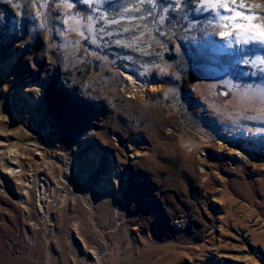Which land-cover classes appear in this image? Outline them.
<instances>
[{
  "label": "rangeland",
  "instance_id": "obj_1",
  "mask_svg": "<svg viewBox=\"0 0 264 264\" xmlns=\"http://www.w3.org/2000/svg\"><path fill=\"white\" fill-rule=\"evenodd\" d=\"M44 2L0 0V264H264V47L228 55L196 0Z\"/></svg>",
  "mask_w": 264,
  "mask_h": 264
},
{
  "label": "snow or ice",
  "instance_id": "obj_2",
  "mask_svg": "<svg viewBox=\"0 0 264 264\" xmlns=\"http://www.w3.org/2000/svg\"><path fill=\"white\" fill-rule=\"evenodd\" d=\"M61 2L71 10L74 7V0H61ZM101 0H84L85 4L92 5L93 3L99 4ZM162 0H127L123 7L121 20L127 19L129 21L146 19L145 15H132L133 13H141L144 11L143 6H151V10L147 12V16H152L153 11L158 7ZM198 7L197 12L203 11L211 13L215 18L214 26L219 31V36L226 42L227 47L233 44L239 45L235 52L228 53L230 56L244 57L251 54V48L264 47V2H255V0H196ZM47 0L40 4V8L46 7ZM184 0H170V7L179 9L183 6ZM168 7L162 9L167 12ZM258 10V11H257ZM227 13V15H225ZM99 19L106 20L109 24H119L121 20H107L104 13H101ZM161 19H164L162 16ZM73 21L76 27L71 30L75 31L81 37H85V32L93 37L95 40L96 27L94 18L79 17L75 14H66L65 23ZM135 27H141L136 25ZM145 29L147 25H143ZM103 32V29L99 30ZM124 32L130 31L129 28H124ZM144 32L139 36H134L132 41L126 45L127 47H136L142 40ZM102 38V37H101ZM251 46V47H246ZM251 63H259L264 66V59L258 61H251ZM245 99H257L264 105V87L253 89L248 88L243 92ZM264 112V108L261 109Z\"/></svg>",
  "mask_w": 264,
  "mask_h": 264
},
{
  "label": "bare ground",
  "instance_id": "obj_3",
  "mask_svg": "<svg viewBox=\"0 0 264 264\" xmlns=\"http://www.w3.org/2000/svg\"><path fill=\"white\" fill-rule=\"evenodd\" d=\"M40 94H41V92H40ZM36 97H38V95H36ZM35 96H33L32 98H31V100L29 101L30 103H32L33 102V100H35V98H36ZM249 131V130H248ZM248 131H243L244 132V134H247V135H249L250 133L248 132ZM252 133V132H251ZM204 141H209L210 140V136H207V137H204ZM263 139V138H262ZM236 141V140H235ZM208 143H210V142H208ZM260 144H259V142H258V140H254V141H248V142H246V144L244 145V146H240V148L238 147V142L236 143V142H234V145L232 146V148L231 147H229L228 149H227V151H226V153L224 154V156L223 155H219V154H217V157L218 156H220L219 158H220V160H222V158L223 157H227V158H235V157H237V156H239V155H241L240 153H243V154H245V155H247V152L249 151V152H252V153H258L257 151H258V146H259ZM263 145V144H262ZM191 147L192 148H195V145H192L191 144ZM243 147V148H242ZM218 148H221V147H218ZM197 153V152H196ZM199 155H200V161H199V165L201 166V167H203V168H205V167H216L217 166V163H216V161H215V163H209L208 161H206L205 159H206V156L208 155V154H206L205 152H204V149H201V151H200V153H198ZM223 156V157H222ZM216 157V156H215ZM213 162V161H212ZM97 206V205H96ZM98 209V208H97ZM99 214V213H98ZM96 216V215H95ZM38 252V251H37ZM38 259V258H37ZM200 263H202V262H200ZM199 264V263H198ZM202 264H207L206 262L205 263H202Z\"/></svg>",
  "mask_w": 264,
  "mask_h": 264
}]
</instances>
